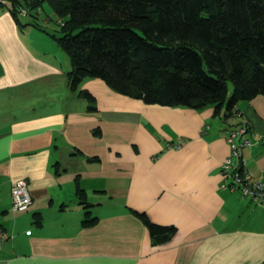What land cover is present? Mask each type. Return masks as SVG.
Returning a JSON list of instances; mask_svg holds the SVG:
<instances>
[{
    "label": "crops",
    "instance_id": "obj_1",
    "mask_svg": "<svg viewBox=\"0 0 264 264\" xmlns=\"http://www.w3.org/2000/svg\"><path fill=\"white\" fill-rule=\"evenodd\" d=\"M25 31L0 10V264H264V208L221 186L226 137L244 123L245 170L264 182V95L222 118L224 105L216 117L147 104L97 78L73 90L69 60ZM21 178L32 204L14 212ZM132 210L177 231L153 246Z\"/></svg>",
    "mask_w": 264,
    "mask_h": 264
},
{
    "label": "trees",
    "instance_id": "obj_2",
    "mask_svg": "<svg viewBox=\"0 0 264 264\" xmlns=\"http://www.w3.org/2000/svg\"><path fill=\"white\" fill-rule=\"evenodd\" d=\"M44 2L62 18L56 40L69 58L73 90L83 78H98L147 104L211 106L216 117L224 105L222 118L236 115L238 102L264 95V0H4L0 10L21 24L18 13ZM78 94L94 108L88 90ZM76 193L87 208L83 190ZM131 212L153 246L177 231ZM85 214L82 224L93 225L97 218Z\"/></svg>",
    "mask_w": 264,
    "mask_h": 264
},
{
    "label": "built area",
    "instance_id": "obj_3",
    "mask_svg": "<svg viewBox=\"0 0 264 264\" xmlns=\"http://www.w3.org/2000/svg\"><path fill=\"white\" fill-rule=\"evenodd\" d=\"M4 0H0V3ZM248 132V131H247ZM246 129L244 125L233 128L227 135V141L231 149L229 157L221 163V174L228 179V183L221 186L228 188L232 192L249 197L252 201L264 208V182L254 179L245 170V160L241 155V148L251 146L252 141L244 135ZM233 160H236L233 161ZM32 204L29 193V183L27 179L21 178L11 184V209L14 212L24 211ZM4 236L3 230L0 228V244Z\"/></svg>",
    "mask_w": 264,
    "mask_h": 264
},
{
    "label": "rangeland",
    "instance_id": "obj_4",
    "mask_svg": "<svg viewBox=\"0 0 264 264\" xmlns=\"http://www.w3.org/2000/svg\"><path fill=\"white\" fill-rule=\"evenodd\" d=\"M23 10H27V8H24ZM36 12L38 15H34V13ZM18 17L20 19V23L22 24V28L26 30L24 34H28L34 44H37L38 46H42L44 48L54 47L56 51L63 53L64 56H61L62 60H69L67 54L63 52L57 44L56 38L60 36L59 25L62 18H59L57 16V14L51 7V4H49L48 2H44L38 8L30 10L26 15L18 13ZM88 79L94 78H83V84L86 83L85 81ZM91 86L93 87V85ZM114 92L118 93L116 91Z\"/></svg>",
    "mask_w": 264,
    "mask_h": 264
}]
</instances>
